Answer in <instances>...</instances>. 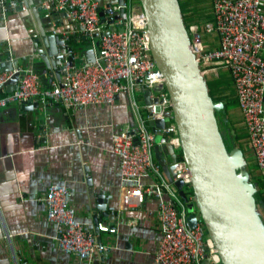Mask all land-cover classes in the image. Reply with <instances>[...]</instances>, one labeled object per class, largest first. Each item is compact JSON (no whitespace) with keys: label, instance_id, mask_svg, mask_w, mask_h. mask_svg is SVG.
I'll use <instances>...</instances> for the list:
<instances>
[{"label":"built area","instance_id":"obj_1","mask_svg":"<svg viewBox=\"0 0 264 264\" xmlns=\"http://www.w3.org/2000/svg\"><path fill=\"white\" fill-rule=\"evenodd\" d=\"M140 0H126L122 5L107 6L106 20L97 0H46L42 7L52 18L54 30L64 20H72V32L63 34L68 45L73 35L88 38L97 48L93 61L75 59L67 51L62 63V77L51 87L41 86V75L23 65L11 70L0 67V107L10 103L39 101L61 103L68 109L80 110L91 104L112 105L117 96L128 97L134 122L112 136V152L122 175V199L126 207H139L148 197L158 203L161 240L155 256L156 264H224L202 220L190 225L188 206L195 201L191 191L190 171L183 155H179L174 180L184 181L187 199L180 195L155 158L156 146L172 145L181 150V140L173 116L170 122L153 131L150 120L161 119L172 112V101L165 86V76L152 54L147 33L146 16L135 10ZM211 20L188 28L191 47L207 80L224 67L232 76L239 108L249 135V147L255 158V172L264 194V9L263 0H211ZM5 5L6 0H0ZM11 0L10 6H16ZM121 9H124L121 12ZM113 19V28L107 30ZM122 27V28H120ZM204 34L216 35L218 46L211 48ZM17 76L16 87L7 90L9 80ZM142 88L150 89L151 103L144 99ZM139 97L142 98L139 99ZM160 136L157 139V136ZM70 192L66 185L53 183L42 200L47 218L58 228L61 251L92 261L110 250L98 242L95 233L75 218L68 208ZM99 231L115 232L113 227L99 224Z\"/></svg>","mask_w":264,"mask_h":264},{"label":"crops","instance_id":"obj_2","mask_svg":"<svg viewBox=\"0 0 264 264\" xmlns=\"http://www.w3.org/2000/svg\"><path fill=\"white\" fill-rule=\"evenodd\" d=\"M9 1L0 4L1 68L6 64L10 68V59L18 58L19 65L41 75L42 87L53 86L60 79L53 69L45 72L34 43L40 40L45 46L48 35L72 32L75 24L66 19L55 31L53 19L45 15L42 7L46 0H16V6L7 8ZM97 1L102 8L117 2ZM203 1L210 4L209 12L201 9ZM134 7L141 11L139 3ZM193 7L199 23L212 18L211 0H195ZM109 21L107 30L114 27ZM84 39L76 34L69 41L78 63L93 61L97 55V48ZM203 39L211 48L218 46L216 35L204 34ZM208 80L220 81L218 90L235 92L232 76L224 67ZM13 87L8 84L6 89ZM229 119L235 124L238 142L249 154L248 166H255L238 100L230 108ZM133 122L125 94L118 95L112 105L91 104L80 110L68 109L58 102L40 103L39 108L23 103L0 107V264H156L162 237L158 203L148 197L139 207L124 205L121 169L112 152L113 134ZM161 158L169 168L173 167L168 145L161 146ZM53 183L67 186L68 208L95 233L97 240L110 247L106 255L88 261L61 251L57 224L48 220L46 204L40 200ZM100 223L113 227L115 232L99 231Z\"/></svg>","mask_w":264,"mask_h":264},{"label":"water","instance_id":"obj_3","mask_svg":"<svg viewBox=\"0 0 264 264\" xmlns=\"http://www.w3.org/2000/svg\"><path fill=\"white\" fill-rule=\"evenodd\" d=\"M125 1L117 0V3L122 5ZM10 4L7 2V8ZM139 4L146 16L153 58L165 76V86L172 101V112L166 113L164 118L150 120L149 125L158 133L170 122L171 115L177 125L182 155L190 171L195 195V201L188 206L190 225L199 219L204 222L224 264H264L261 214L264 204L256 199L258 187L251 181L246 168L245 151L238 144H233L231 150L227 149L216 116V111L223 110L225 105L223 101H215L210 94L207 78L191 47L180 0H140ZM100 17L102 21L106 20L104 7ZM109 23L113 24V19ZM63 37L55 33L47 36L45 46L40 40L34 43L44 62L45 72L53 69L59 79L66 52H74L72 60L76 56L73 46L67 45ZM84 40L89 41L86 37ZM10 60L12 66L8 68L6 64L3 70L19 65L18 58ZM16 81L15 75L8 84ZM142 90L145 101L151 103V90ZM23 104L40 106L39 101L33 100ZM168 148L172 153V168L161 158V146H156V159L167 178L179 189L181 197L187 199L184 181L174 180L179 154L171 144ZM99 207L104 209L101 204ZM95 220L99 222L97 217Z\"/></svg>","mask_w":264,"mask_h":264},{"label":"trees","instance_id":"obj_4","mask_svg":"<svg viewBox=\"0 0 264 264\" xmlns=\"http://www.w3.org/2000/svg\"><path fill=\"white\" fill-rule=\"evenodd\" d=\"M180 4H181V8L183 11L184 20L187 25V28H189L190 25H192L195 22L197 23L200 22V20L196 17V14L194 13V10H193L194 9L193 6L195 5V0H180ZM189 10H191L192 12L189 13L188 12ZM207 83H208V87L210 90V94L213 97V99L215 101H223L225 105L223 110L216 111V116L218 118L220 130H221L223 139L227 145V149L231 150L233 148V144H238L240 145V147H242L241 144L238 142V136L235 134V124H233V122L230 121L229 119L230 108L235 105V102L237 100L236 92L231 91V90L230 91L229 90H218L220 81H217V80H207ZM242 149L245 151V147H242ZM246 167L250 173L251 181H253L257 185V187H261L262 183L261 181L258 180L256 176L255 166L251 167V166H248L247 164ZM192 192H193V189H192ZM256 199L259 203L264 204V194L259 189L256 194ZM262 211H263L262 220L264 223V207H261V212Z\"/></svg>","mask_w":264,"mask_h":264},{"label":"rangeland","instance_id":"obj_5","mask_svg":"<svg viewBox=\"0 0 264 264\" xmlns=\"http://www.w3.org/2000/svg\"><path fill=\"white\" fill-rule=\"evenodd\" d=\"M201 9L204 11V13L205 12H209V9H210V4H208L207 2H205V1H203V5H202V7H201ZM139 99H141L142 100V98L141 97H139ZM177 153L179 154V155H181V153H182V150H177ZM248 155L249 154H246V157H248ZM249 158V157H248ZM191 191H192V189H191ZM263 213V211L261 212V214Z\"/></svg>","mask_w":264,"mask_h":264},{"label":"flooded vegetation","instance_id":"obj_6","mask_svg":"<svg viewBox=\"0 0 264 264\" xmlns=\"http://www.w3.org/2000/svg\"><path fill=\"white\" fill-rule=\"evenodd\" d=\"M247 168V167H246Z\"/></svg>","mask_w":264,"mask_h":264}]
</instances>
